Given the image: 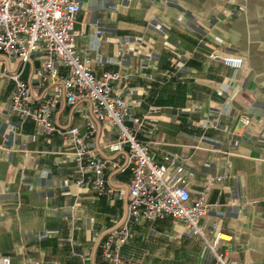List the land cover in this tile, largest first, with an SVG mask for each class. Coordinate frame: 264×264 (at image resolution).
Returning a JSON list of instances; mask_svg holds the SVG:
<instances>
[{
  "label": "crops",
  "instance_id": "obj_1",
  "mask_svg": "<svg viewBox=\"0 0 264 264\" xmlns=\"http://www.w3.org/2000/svg\"><path fill=\"white\" fill-rule=\"evenodd\" d=\"M76 51L93 73L118 72L113 91L125 100L138 140L167 167V181H187L192 199L208 182L202 219L225 236L220 251L236 264H264V0H78ZM100 31V33H97ZM218 58H238L239 68ZM34 58L22 78L39 95ZM18 67L0 58V258L9 264H106L100 244L123 221L130 172L109 167L99 194L69 139L46 136L10 111ZM61 73L64 70L61 69ZM157 109V113H153ZM52 122L87 132V103L62 101ZM247 120L248 124L244 121ZM116 128L94 123L89 154L123 167L113 153ZM120 249L125 264H214L199 236L170 217L139 219Z\"/></svg>",
  "mask_w": 264,
  "mask_h": 264
},
{
  "label": "built area",
  "instance_id": "obj_2",
  "mask_svg": "<svg viewBox=\"0 0 264 264\" xmlns=\"http://www.w3.org/2000/svg\"><path fill=\"white\" fill-rule=\"evenodd\" d=\"M79 9L78 0H0V58H13L18 63L15 71L1 74L13 82L11 113L21 123L32 121L46 136L57 133L69 139L79 165L83 160L87 161L86 166L80 168L81 175L85 172L92 175L88 184L99 194L123 195L121 191L115 194L106 189L105 172L109 167L130 172L126 215L116 229L105 234L100 244V253L106 264H125L120 249L132 236L131 223L163 217L182 222L199 236L212 254L214 264H236L227 251L219 250L226 239L217 224L212 223L206 229L202 225L211 206L206 194L221 179L208 182L204 193L195 199L190 196L185 178L176 185L167 181V167L152 159L149 145L138 140L133 127L127 124V104L112 88V84L121 78L120 74L103 72L96 76L90 60L77 53L75 25ZM36 57L41 63L33 70L32 76L38 85H55L41 95L22 78L26 67ZM210 58L219 59L232 68H239L242 63L238 58H218L216 55ZM62 101L70 107L82 102L88 104L91 120L84 135H80L77 128H63L52 122V114ZM157 112L154 109L153 113ZM97 122L116 128V141L107 149L113 153L126 151L127 160L123 167L89 154L85 140L93 133ZM244 123L248 124V121ZM0 264H9V259L0 258Z\"/></svg>",
  "mask_w": 264,
  "mask_h": 264
}]
</instances>
